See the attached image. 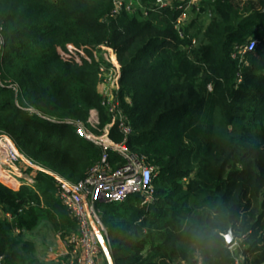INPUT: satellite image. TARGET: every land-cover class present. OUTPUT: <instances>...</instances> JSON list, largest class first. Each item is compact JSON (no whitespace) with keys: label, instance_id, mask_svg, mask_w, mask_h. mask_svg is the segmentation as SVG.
<instances>
[{"label":"trees","instance_id":"1","mask_svg":"<svg viewBox=\"0 0 264 264\" xmlns=\"http://www.w3.org/2000/svg\"><path fill=\"white\" fill-rule=\"evenodd\" d=\"M138 1L111 18L112 0H0V79L17 87H0V137L43 169L33 185L0 182L6 264H34L24 233L43 220L75 230L48 172L78 182L101 158L63 122L97 133L92 109L98 129L111 121L92 54L101 44L120 65L125 146L156 171L151 202L132 194L96 205L114 264H231L230 228L245 235L248 263H264V0H202L181 33L173 9ZM249 40L252 50L237 51ZM108 136L124 140L117 124ZM107 154L112 168L122 165Z\"/></svg>","mask_w":264,"mask_h":264},{"label":"built area","instance_id":"2","mask_svg":"<svg viewBox=\"0 0 264 264\" xmlns=\"http://www.w3.org/2000/svg\"><path fill=\"white\" fill-rule=\"evenodd\" d=\"M201 2L202 0H155L153 10L158 11L166 7L173 9L177 13L174 28L181 33L189 20L191 10L199 11ZM138 7H141L138 0H112L109 16L116 18L121 12L131 13ZM2 42L0 32V45ZM255 43V40H249L244 46L237 48V51L244 53L252 50ZM92 54L98 69L97 92L101 97V104L111 116V121L102 130L98 129L97 112L92 109L89 111L87 124L96 129L97 133L89 130L86 124L78 120L67 119L63 122L72 126L78 136L100 148L101 158L78 182H69L55 173L48 172L54 179L57 200L69 212L75 223L73 232L57 233L66 249L64 264H99L102 249L97 232L104 237L110 249L106 228L96 207L97 203H119L132 194H140L143 203L153 200L152 180L156 176L154 167L150 166L143 156L129 152L125 146L131 126L123 114L118 97L120 65L116 53L107 44H101ZM5 86L17 90L15 85L0 79V87ZM208 88L210 89V86ZM114 124H117L119 131L124 135V140L120 143L113 142L108 136ZM109 150L123 158L122 165L112 168L108 160ZM28 170L34 171L35 174ZM42 170L40 166L28 160L8 136L0 137L2 175L19 180L25 185H33L37 172ZM244 239L245 235L234 237L233 244L227 247L231 254V264H249L248 256L244 253ZM0 264H6L3 255H0Z\"/></svg>","mask_w":264,"mask_h":264},{"label":"crops","instance_id":"3","mask_svg":"<svg viewBox=\"0 0 264 264\" xmlns=\"http://www.w3.org/2000/svg\"><path fill=\"white\" fill-rule=\"evenodd\" d=\"M35 174L34 171L28 170ZM0 182L6 184L11 189H18L22 182L0 173ZM1 215V212H0ZM40 226V227H39ZM39 227V228H38ZM43 229V235H38L35 230ZM24 239L31 241L34 244V264H64L65 263V247L62 238L51 226L48 220H43L33 231L25 232ZM99 264H109L104 252L99 259Z\"/></svg>","mask_w":264,"mask_h":264},{"label":"water","instance_id":"4","mask_svg":"<svg viewBox=\"0 0 264 264\" xmlns=\"http://www.w3.org/2000/svg\"><path fill=\"white\" fill-rule=\"evenodd\" d=\"M97 238H98V241H99V244H100L102 251L104 252V254L106 255V257L108 259L109 264H114L111 253H110V249L106 243V240L104 239V237L99 232H97ZM224 239H225L226 247H229L233 244L234 235H233L231 228L228 229L226 234H224Z\"/></svg>","mask_w":264,"mask_h":264},{"label":"rangeland","instance_id":"5","mask_svg":"<svg viewBox=\"0 0 264 264\" xmlns=\"http://www.w3.org/2000/svg\"><path fill=\"white\" fill-rule=\"evenodd\" d=\"M208 21V16H204V22L206 23ZM6 185V184H5ZM7 186V185H6ZM8 187V186H7ZM10 188V187H9ZM40 227V226H39ZM38 227V228H39ZM35 232L40 236L43 235V229H36Z\"/></svg>","mask_w":264,"mask_h":264}]
</instances>
